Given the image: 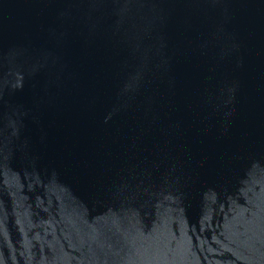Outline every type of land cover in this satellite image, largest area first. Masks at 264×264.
I'll use <instances>...</instances> for the list:
<instances>
[{
  "label": "water",
  "instance_id": "1",
  "mask_svg": "<svg viewBox=\"0 0 264 264\" xmlns=\"http://www.w3.org/2000/svg\"><path fill=\"white\" fill-rule=\"evenodd\" d=\"M0 264H264V0H0Z\"/></svg>",
  "mask_w": 264,
  "mask_h": 264
}]
</instances>
